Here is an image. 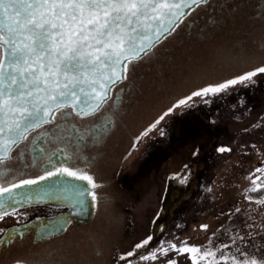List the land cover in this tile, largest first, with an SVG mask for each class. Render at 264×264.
Masks as SVG:
<instances>
[{
	"label": "flooded vegetation",
	"instance_id": "obj_1",
	"mask_svg": "<svg viewBox=\"0 0 264 264\" xmlns=\"http://www.w3.org/2000/svg\"><path fill=\"white\" fill-rule=\"evenodd\" d=\"M262 65L264 0H210L197 8L135 72L130 66L128 80L112 93L115 99L125 89L110 113L84 120L57 115L60 132L73 143L90 134L93 120L113 121L99 140L88 141L86 163L73 161L98 185L91 189L96 206L90 196L78 195L84 182L67 176L49 180L43 185L52 192L0 222L3 235L21 233L12 244H0V264H136L143 254L150 258L149 250L162 241L167 244L189 227H199L197 216L217 171L232 153L226 140L235 125L228 117L238 114V106L250 111L258 107L257 117L264 114V74L210 103L194 98L189 102L194 106L177 108L134 149L133 141L178 99ZM43 131L10 152L15 178L44 172L42 161L58 144L68 143L53 142ZM222 147L231 151L221 153ZM66 152L71 154V145ZM148 236L152 240L136 256L117 260Z\"/></svg>",
	"mask_w": 264,
	"mask_h": 264
},
{
	"label": "snow or ice",
	"instance_id": "obj_2",
	"mask_svg": "<svg viewBox=\"0 0 264 264\" xmlns=\"http://www.w3.org/2000/svg\"><path fill=\"white\" fill-rule=\"evenodd\" d=\"M209 3L210 0H0V222L7 216L15 217L19 206L48 195L27 189L39 188L59 177L84 182L78 195L90 196L91 206H96L97 196L91 189L98 185L73 161L86 163L83 150L88 149V141L99 140L113 121L93 120L90 134L79 135L73 143L60 132L57 115H73L84 120L105 110L110 113L118 106L125 89L121 88L115 99L112 93L128 80L130 66L135 72L140 62L149 59L155 48L173 35L188 16ZM258 74H264V65L224 82L208 84L178 99L141 132L133 141V149L177 108L194 106L189 102L196 97L210 103L213 97L231 87L250 86ZM45 125L56 127L45 128ZM41 129L44 130L41 135L53 142L67 140L68 143L58 144L46 162L42 161L44 172L34 178H15L9 165L15 157L10 152L19 149L29 141L30 135ZM69 145L71 154L66 152ZM218 151L231 149L222 147ZM261 171L264 167L256 169ZM252 183L256 185V181ZM258 188L259 185L248 191L255 192ZM255 202L260 204L261 199ZM84 203L86 199L81 201V206ZM239 211L237 208L236 212ZM201 227L207 229V225ZM5 232L0 229V244L4 245L12 244L14 237L21 234L17 231L3 235ZM151 240V236L146 237L117 260L136 256V250L146 247ZM169 243L172 251L189 254L192 264H199L194 254H200L199 258L204 260L216 256V251L210 248L201 253L199 247ZM149 252L155 261L158 252L167 256L169 248L162 241ZM231 258L236 264H257L255 258L250 261ZM138 259L147 260L149 255L143 254ZM169 264H176L175 258Z\"/></svg>",
	"mask_w": 264,
	"mask_h": 264
},
{
	"label": "rangeland",
	"instance_id": "obj_3",
	"mask_svg": "<svg viewBox=\"0 0 264 264\" xmlns=\"http://www.w3.org/2000/svg\"><path fill=\"white\" fill-rule=\"evenodd\" d=\"M258 110V107L250 111V108L238 106V114L228 117L235 125L226 140L232 153L221 163L204 208L197 216L196 223L200 226L189 227L171 241L178 246L199 247L201 253L209 248L216 251L215 258L208 260L194 254L199 264H217V261L219 264H236L232 256L237 261L255 258L257 264H264V198L260 204L256 200L250 202L248 198L250 188L264 185V171L256 172L257 168L264 167V114L257 117ZM252 181H256V185ZM237 208L239 212H236ZM203 225H207L206 230L201 227ZM183 242H187L186 245ZM224 244L229 247L222 248ZM164 247L169 248L167 256L158 252L155 261L150 256L136 264H169L173 258L176 264H192L189 254L172 251L170 243ZM222 256L229 258L223 260Z\"/></svg>",
	"mask_w": 264,
	"mask_h": 264
},
{
	"label": "trees",
	"instance_id": "obj_4",
	"mask_svg": "<svg viewBox=\"0 0 264 264\" xmlns=\"http://www.w3.org/2000/svg\"><path fill=\"white\" fill-rule=\"evenodd\" d=\"M248 198H251V200H257L264 198V185L260 186L257 191L255 192H249Z\"/></svg>",
	"mask_w": 264,
	"mask_h": 264
},
{
	"label": "water",
	"instance_id": "obj_5",
	"mask_svg": "<svg viewBox=\"0 0 264 264\" xmlns=\"http://www.w3.org/2000/svg\"><path fill=\"white\" fill-rule=\"evenodd\" d=\"M59 184H60V183H59ZM56 185H57V184H56ZM26 191H30V192L44 191V192H45V189H44V185L41 184V185L39 186V188L27 189ZM46 191H47V192H52L53 190H46ZM44 198H45V196H44ZM53 198H54V197H53ZM41 200H42V199H40L39 201L31 202V203H25V204L19 206V209H22V208H24V207H26V206H29V205H32V204H37V203H39Z\"/></svg>",
	"mask_w": 264,
	"mask_h": 264
}]
</instances>
